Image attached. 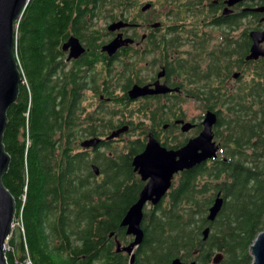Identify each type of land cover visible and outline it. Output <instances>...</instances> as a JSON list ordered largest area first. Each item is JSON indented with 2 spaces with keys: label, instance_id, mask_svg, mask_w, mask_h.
Instances as JSON below:
<instances>
[{
  "label": "trees",
  "instance_id": "1",
  "mask_svg": "<svg viewBox=\"0 0 264 264\" xmlns=\"http://www.w3.org/2000/svg\"><path fill=\"white\" fill-rule=\"evenodd\" d=\"M147 1L149 22L161 21L165 29L183 35L212 30L214 1L222 0ZM140 2L145 4L143 0H30L17 23L15 55L22 82L7 111L3 144L10 165L2 183L15 200V222L23 229L24 242L20 258L15 259L13 241L8 240V264H25V250L32 264H130L126 253L116 251V244L129 242L120 223L143 187L131 162L142 144L137 139L121 148L110 147L106 138L109 142L95 148L90 158L77 143L104 136L106 129L119 127L120 120L147 113L151 117L154 112L132 106H112L102 114L87 112L79 97L88 85L89 63L80 65L84 71H79L78 80L64 85L53 73L58 48L69 34L95 47L97 54L98 34L118 20L135 24ZM253 2L238 10L237 51L224 46L219 53L208 54L209 47L202 53L198 45L188 53L190 62L175 68L176 76H183L182 89L203 111L216 113L213 135L219 152L217 158L180 173L166 197L144 212V239L132 264H170L176 258L214 264L217 254L222 255L218 264L252 263L250 246L264 231V59L245 60L248 32L262 27L260 15L249 9ZM168 14L170 18L163 21ZM99 21L105 25L102 29ZM227 30H232L230 23ZM164 51H169V42ZM142 60L124 63L123 90L139 77L131 72L142 71L145 63L151 67L149 60ZM237 72L238 79L233 80ZM71 93L78 98L71 99ZM93 120L104 126L95 124L90 132ZM142 125L137 123L133 134L144 135ZM102 146L106 151L99 152ZM178 147L177 142L174 149ZM92 164L98 166V175ZM219 193L222 209L208 222L209 208Z\"/></svg>",
  "mask_w": 264,
  "mask_h": 264
},
{
  "label": "flooded vegetation",
  "instance_id": "2",
  "mask_svg": "<svg viewBox=\"0 0 264 264\" xmlns=\"http://www.w3.org/2000/svg\"><path fill=\"white\" fill-rule=\"evenodd\" d=\"M251 1H254V6L249 7V9L264 6V0ZM224 2L225 0H222L221 2L214 1L216 13L211 16L210 20V27H213V30L202 29L199 32L185 31L183 32V35H181L179 31L167 30L164 28L163 22L161 21L149 22V17H147L146 14L151 9V3L146 1L144 5L140 2V11L135 13L136 23L133 24L134 26L111 33L107 30H103L98 34L96 43L98 45L100 44V47H98V51L95 50L97 54L93 53L95 47H87L78 39L84 47L85 52L78 59H69V50L64 51L62 49V45L70 36L75 35L69 34L67 36L58 48L57 56L55 58L53 78L57 79L63 85L68 82L71 83L74 79L78 80L79 71H84L82 67L79 68L80 65H86L84 62L89 63V65H87L88 78L86 79L88 85L82 91L83 95L79 97V99L81 98L85 104L87 112L102 114V112L112 106H114V108L117 107L118 109L124 106H132L139 108L140 112L149 111L150 108H152L151 110L154 112L151 117L149 113H147L146 117L140 116L139 114L137 115V119L134 120L133 118L123 119L124 121L120 120L118 121L120 122V126L110 130L106 129L104 132L106 134L104 136L87 138V140L93 138L101 140V142L94 148H82L84 152H87V154L89 153L90 158L95 155L94 149L103 145L105 142L107 143L110 141V147L118 146L121 148L127 144V141L139 139L142 144L140 146L142 147L140 151L132 157L131 160L133 161L135 156L144 151L149 135L153 136L161 148L169 151L180 149L190 139L196 137L200 133L202 130L201 123L203 119L196 123L193 119H189L187 117V113L185 112L182 103L192 98L187 92H185V90L182 89L181 80L183 76L178 75L177 77L175 74V68L177 65L181 64L180 62H184L185 60L190 62L188 59V53L193 47L198 45L202 47V53H205L206 48L209 47L210 51L208 54H211L210 52L212 51L219 53L224 46H230L231 49L237 51L239 43L237 15L240 5L237 4L231 7V9L229 8L230 14L224 16L222 14L226 6ZM245 3L246 2L243 4ZM146 4H149L150 8L146 11H142V7ZM257 14L260 15L259 13ZM168 18H170V14H168L167 17L163 16V21ZM260 19L262 27L259 30H250L248 32V37L250 32L261 31L264 28V14L260 15ZM155 23L159 24L158 27L152 28L151 25ZM229 23L231 24V31L227 30ZM120 33L123 35V39L130 38L133 43L129 46L120 48L113 56L109 57L106 53L101 51L102 47L113 40ZM249 41L250 44H248L249 42H246V44L249 45L248 53L252 45L250 37ZM149 42L150 45L147 44ZM166 42H169V51L167 53L164 51ZM262 47H264V44H262ZM142 59L149 60L151 67L148 63H145L142 71L138 70L131 72L132 75H138L139 77L137 80L133 81L128 89H124V91L123 85H125V82L123 80L127 75L126 69L123 68L124 63L128 62L133 64L134 62H142ZM143 72L146 74L145 76L142 75ZM232 79L237 80L238 77L234 78L233 75ZM157 82L159 85L165 84L169 91L161 94L147 95L134 100L129 99L128 91L134 84H138L140 86L148 85L153 88L154 84ZM70 98L77 99L78 97L71 93ZM206 111L207 110H205L204 113ZM107 118L109 119V116H107ZM94 120L90 122V125L88 126L90 132L93 130L95 124L98 126H104L102 123H95ZM137 123H143L142 128L146 131V133L142 136L133 134L137 133L134 131H137L136 129L139 128ZM185 123H190L193 126L188 132H182L181 130L183 124ZM124 127H127L126 132L117 138L106 141V138L110 136L112 132ZM129 134H132L133 136L128 137ZM83 140L79 141L77 145L81 147V142H83ZM177 142L180 144V147L174 149V144ZM183 142L184 144L181 145ZM99 149H101L99 152L106 151V148L103 146ZM94 165L95 164H92L91 167ZM134 173L141 181L140 175L136 172ZM180 173L174 176L172 182L179 177ZM147 207H150V205ZM124 229L126 232V228ZM127 237L129 242L126 245L133 240V237Z\"/></svg>",
  "mask_w": 264,
  "mask_h": 264
},
{
  "label": "water",
  "instance_id": "3",
  "mask_svg": "<svg viewBox=\"0 0 264 264\" xmlns=\"http://www.w3.org/2000/svg\"><path fill=\"white\" fill-rule=\"evenodd\" d=\"M30 0H0V264H8L6 260V243L12 238L13 256L19 259L23 246V234L19 226L15 225L16 203L10 192L2 183L3 176L8 172L10 157L5 151L3 136L6 130L8 119L7 111L16 102L19 95L21 83V72L15 55L16 44V25L23 15ZM247 0H225V8L222 14H230L229 8L241 4ZM150 8L149 4L142 7V11ZM252 13L264 14V6L250 9ZM159 24L151 25L152 28ZM133 25L123 20L112 22L108 25V32L123 30ZM118 34L113 40L102 47V52L109 57L113 56L117 50L129 46L133 43L130 38H122ZM252 45L246 56V61H257L264 59V28L261 31H252L249 34ZM64 51L69 50V59H78L85 52L84 47L75 36H70L62 45ZM161 76V75H160ZM239 73L234 74L237 78ZM155 87V88H154ZM151 88L148 85H133L128 91L130 100L141 98L147 95L166 93L169 89L165 84L155 83ZM217 122L216 113L207 110L202 120V130L190 139L183 147L178 150L167 151L149 135L148 142L142 153L134 157L132 167L145 182L141 189L137 201L127 210L123 217L120 227L126 228L125 234L133 237V240L126 246L119 242L116 244L117 252H124L130 258V264L134 262V250L140 246L144 239V232L141 228L144 207L149 203L156 206L167 194L171 187L175 175L180 172L191 170L202 163L217 158L219 146L214 141L213 127ZM190 123L183 124L182 132L192 129ZM127 131V127L120 128L110 134L107 139L119 137ZM100 139L93 138L81 142V147L85 149L94 148L100 143ZM95 175H98V168L93 166ZM223 206L221 194H217L213 204L209 208L207 221L213 222ZM209 229L203 231V239L208 236ZM112 236V235H111ZM251 264H264V231L260 232L250 246ZM222 259L221 254H217L213 263L218 264ZM170 264H196L182 262L179 258L174 259Z\"/></svg>",
  "mask_w": 264,
  "mask_h": 264
},
{
  "label": "rangeland",
  "instance_id": "4",
  "mask_svg": "<svg viewBox=\"0 0 264 264\" xmlns=\"http://www.w3.org/2000/svg\"><path fill=\"white\" fill-rule=\"evenodd\" d=\"M147 0H143V2H146ZM166 10V9H165ZM146 14V13H145ZM147 15V14H146ZM98 25L100 27V29H102L103 27H105L104 23H102L101 21L98 22ZM213 30V29H212ZM143 76H145L146 74L143 72L142 74ZM184 106V110L187 113V117L189 119H193L196 123L198 121H200L198 119V116H200L204 111L203 108H201V105H199L195 100L190 99V100H186L185 102L182 103ZM132 134H129L128 137H132ZM164 199V198H163ZM162 199V200H163ZM149 207L145 208V211L148 210ZM16 225H18V222H15ZM18 223V224H17Z\"/></svg>",
  "mask_w": 264,
  "mask_h": 264
},
{
  "label": "built area",
  "instance_id": "5",
  "mask_svg": "<svg viewBox=\"0 0 264 264\" xmlns=\"http://www.w3.org/2000/svg\"><path fill=\"white\" fill-rule=\"evenodd\" d=\"M25 253H26V260H25V264H32L29 260V257L27 256V251L25 250Z\"/></svg>",
  "mask_w": 264,
  "mask_h": 264
},
{
  "label": "bare ground",
  "instance_id": "6",
  "mask_svg": "<svg viewBox=\"0 0 264 264\" xmlns=\"http://www.w3.org/2000/svg\"><path fill=\"white\" fill-rule=\"evenodd\" d=\"M242 4H243V3H242ZM239 5H241V4H239ZM230 9H231V8H230ZM230 9H229V10H230ZM260 15H261V14H260ZM251 43H252V42H251ZM11 239H12V238H11Z\"/></svg>",
  "mask_w": 264,
  "mask_h": 264
}]
</instances>
